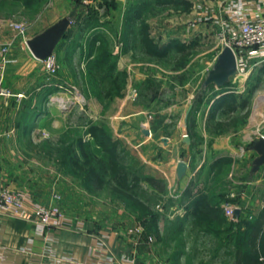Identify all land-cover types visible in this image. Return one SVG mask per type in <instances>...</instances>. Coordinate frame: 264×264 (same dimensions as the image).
Returning <instances> with one entry per match:
<instances>
[{
  "label": "rangeland",
  "instance_id": "obj_1",
  "mask_svg": "<svg viewBox=\"0 0 264 264\" xmlns=\"http://www.w3.org/2000/svg\"><path fill=\"white\" fill-rule=\"evenodd\" d=\"M133 1L0 0V64L3 63V56L7 59L5 63L10 59L8 53L15 39L26 42L73 9L88 18L86 23L78 22L77 31L88 30L89 33L102 30L106 33L105 36L97 37L94 43L88 36L87 52L77 49L72 52L71 49L82 39L77 35L72 38L64 35L52 52L58 64L54 73L48 72L44 64L43 68L37 65L29 67L27 75L34 82L44 79L59 84L50 88L45 93L43 104L33 110L29 125L34 130L28 135V140H23L28 147L0 152L8 153L7 159L12 161L11 168L15 173L13 183L18 188L10 190L24 195L26 192L33 207L46 210L56 207L58 213L54 217L58 224H53L54 227L68 222L83 225L88 219H97L107 229L129 234L128 230L142 225L137 212L123 199L112 194L106 157L86 131L90 124L103 125L110 138L119 140L123 162L127 166L140 169L142 174L163 178L165 182V189L161 192L144 181L139 189L140 198L160 214V238L154 242V247L156 255L163 259L162 263L169 264L170 257L167 263L164 259L173 253L177 260L171 264H218L219 259H228L232 253V245L228 244L226 235H213L204 231L205 226H211L207 221L195 222L189 230L177 233L165 221L164 212L170 208L173 200L178 196L181 198L180 193L186 182L188 185H199L214 195L227 196L233 192L236 195L233 204L238 203L242 209L237 212V219H228L234 224L236 232L241 230L237 226L239 219L243 215H252L243 212L245 189L251 185L255 187L254 191L256 188L260 190V182L252 185L248 179L251 167L249 160L254 154L248 153L246 146L251 142L250 137L264 133V78L253 72L241 82L236 81V84L233 78L226 82L228 90L237 91V85L240 86L242 92H235L241 99L248 100V110L240 109L233 114L236 123L222 129L216 126L218 119L228 118L219 115L204 119L205 106L218 90H215L214 84L202 90V82L224 45L220 35L221 26L208 14L197 16L196 13L216 8L212 3L220 0H186L191 3L188 10L181 2L157 4L147 0L143 19L149 24L151 35L160 45L171 40L193 42L194 47L185 58L175 51L169 52L164 58L144 54L139 40V22L136 21L128 30L123 21L127 9L136 3ZM221 1L224 4L227 0ZM90 13L92 16H89ZM103 19L106 20L101 23ZM16 25H21V30ZM101 46L106 52L98 51ZM6 47L4 53L2 50ZM120 56L124 57L122 65L118 66ZM256 61L257 64H251L252 67L264 65V59ZM19 82L20 78L15 81L17 84ZM200 94L204 102L196 100ZM30 103H26L25 109L28 111ZM122 103L123 107L118 111ZM189 103H192L193 112L185 124L184 113ZM117 114L119 119L116 120L114 116ZM115 121H119L116 132L113 128V124L117 123ZM140 127L141 134L133 139L130 131ZM181 128L189 135V146L179 138L176 148L166 151L163 144L165 139H159L162 146H158V153L154 157L145 154L146 143L143 141L151 135L150 131H156L157 138L169 137L172 133L181 137ZM120 129L128 133L122 135ZM224 134L234 138L247 134L249 138L242 144V159L235 163L227 152H210L214 138ZM80 137L91 152L92 161L103 171L106 184L102 188L89 186L84 175H74L67 167L65 154L69 156V153L65 149ZM71 152L81 159L77 148H72ZM172 152L173 161L168 163ZM217 154L220 156L211 161ZM151 158L162 162L157 163L158 168L149 163ZM176 159L188 163L187 171L180 178L173 171ZM201 161H204L201 168L195 171ZM209 161L210 164L207 163ZM149 236L153 242L154 237Z\"/></svg>",
  "mask_w": 264,
  "mask_h": 264
},
{
  "label": "crops",
  "instance_id": "obj_2",
  "mask_svg": "<svg viewBox=\"0 0 264 264\" xmlns=\"http://www.w3.org/2000/svg\"><path fill=\"white\" fill-rule=\"evenodd\" d=\"M236 1L237 0H227L224 4H222V1L220 0L216 3H212L216 6V8L209 9L206 12H197L196 14L197 16L208 14L211 18L217 20L215 22H228L229 25L234 26L235 23L230 16L232 13V6ZM248 10L250 13L264 14V0H258L250 3ZM80 17H82L81 14L75 12L71 23L73 25L71 26L70 24L65 34L67 38H72L73 35H77L80 39H82L79 44L76 43L75 48L71 49L72 52H75V49L87 52L88 36H90L93 40L99 36H103L104 34L106 35V33L102 30L89 31V33L88 30L77 31L76 28L79 25L78 22H81ZM104 20L106 19L100 20V22L103 23L105 22ZM27 41L23 42V40L19 41V39H15V44L8 53L10 59L7 63L0 64V83L8 86L12 92V95L10 96L0 95V152L24 150L28 147V144L23 140H28V135L34 130L32 126L29 125V121L33 116V110L34 108H38L39 104H43L46 98L45 93L56 84H59L57 81L47 82L42 79L34 82L29 79L27 75L29 67L37 65L43 68V61L42 59L36 58L31 53L28 48ZM123 57L124 56H120L118 58V66L122 65ZM256 60L257 59L250 60L243 73H238L236 71V74L231 76L230 79L233 78L236 84V81L241 82V79L246 78L247 75H250L253 72H257L258 76L260 75L264 78V65L258 66V68H256V66L252 67V65L257 64ZM19 74L20 76H18ZM18 78H20L19 84L15 83ZM237 87H239L237 89L238 93L242 92L240 86L237 85ZM215 88V90H218L217 94L213 95V97L208 100V103L205 106L206 108L203 111L204 119H209L210 107L215 99L226 92L234 91L228 90L226 85L222 87L216 86ZM202 101L204 102V100ZM26 103L31 104L29 107L27 106L30 109L29 111L25 109ZM119 106L118 111L123 107V103L120 107ZM192 109V103H189L186 106L184 113L185 124H187L188 117L192 115ZM214 116H219L218 112H216V115ZM114 117L116 120L119 119L118 114ZM115 122L117 123L115 125L113 124V128L116 132L119 128V121ZM141 129V127L132 128L130 133L133 139L138 138L139 134H141ZM120 131L122 135L128 133L124 129H120ZM179 132L181 137L172 133V136L164 138L159 136L157 138V132L150 131L151 135L144 138L143 141V143H146L145 154L148 157H154L158 153V146H162L160 145L162 143H160L161 141L159 139H165L163 144L166 151H171L176 148L180 140L189 146L190 138H186V135L189 137L187 132H184L182 128ZM261 135H264V133ZM259 136L250 137L251 142ZM179 138L181 139L179 140ZM248 140L249 138L247 137V134L244 136L238 135L235 138L229 134L219 135L214 138V141L211 144L210 152H227V154L234 158L235 163L236 160L242 159L240 153L243 151L242 144ZM251 142H248L249 144L246 148H248V153L254 154L249 160V163L252 164V160L255 156H257V153L250 148V145L252 144ZM171 155H173V152L170 154L168 159L170 161L168 163L173 161V156L171 157ZM219 156L220 154H217L215 157L213 156L211 161L216 160ZM8 157V153H0V189H17L18 186L13 183V180L15 179L13 175H15V173L11 168L12 161L7 159ZM157 158L155 160H152L153 158H151L152 161L150 160L149 163L158 168L157 163L162 162L157 160ZM178 161V159L175 160L173 167L175 176H177L176 166ZM211 161L207 163L210 164ZM203 162L204 161H201L194 170L197 171L201 168ZM169 172L171 174V169ZM254 174H248V179H250L249 182L252 183V185L254 182H260V190L257 191L258 189L256 188V191H254L255 187L251 185L248 186L245 189L242 200L243 212L245 214H252L253 218L260 213L264 214V164ZM187 186L188 183L186 182L180 193L181 198L178 196L175 200H173L170 208L164 212L165 221L168 223L172 231L180 230L181 232H184L185 230H189L191 228V226L196 222L193 208L190 205L191 200L198 190L208 192L199 185H194L191 195H187L185 194ZM25 196V204L31 211L34 205L29 200V196L26 192ZM222 201L223 200H220L219 203V217L222 222L218 224L215 220H211L210 223H217L219 225V229L224 230V235H229L230 232L225 228L232 225V222L223 214L221 207ZM246 217V215H243L239 219V222ZM240 225L241 229H243L241 222ZM142 234H125L123 232H119L117 229H107L106 225L102 222H97V219H88V221H86L83 225L68 222L60 227H41L38 223L34 222L28 214L24 217L2 215L0 264H163L161 261L163 259L156 255V248L154 247L156 244L154 242L158 239L152 235L154 237V241L151 242ZM171 254V256L169 255L164 259L165 263H167V259L169 257V264L177 260L176 256H174L173 253ZM223 262L234 264L233 255H230L228 259L218 260V264Z\"/></svg>",
  "mask_w": 264,
  "mask_h": 264
},
{
  "label": "trees",
  "instance_id": "obj_3",
  "mask_svg": "<svg viewBox=\"0 0 264 264\" xmlns=\"http://www.w3.org/2000/svg\"><path fill=\"white\" fill-rule=\"evenodd\" d=\"M136 3L131 8L127 9L124 14L125 27L131 29L132 25L139 22V40L144 54L154 58H164L169 52L175 51L181 57H187L194 47L193 42H180L178 40H171L166 44L160 45L150 33L149 24L143 19V12L148 4L147 0L139 1L134 0ZM133 1V2H134ZM157 4H169L181 2L185 9L188 10L191 7V3L186 0H153ZM107 3V2H106ZM110 6L114 4L107 3ZM93 13V12H91ZM90 13L89 16H92ZM95 16V14H94ZM93 16V17H94ZM83 23L88 22V18H81ZM96 39V38H95ZM92 43H94V40ZM104 50V51H103ZM98 51L102 53L106 52L104 47H98ZM108 57V55H105ZM201 102V94L196 99ZM248 106V100L246 98H240L235 91H229L220 95L212 103L209 112V118H213L218 112L219 115L228 118L227 120H221L216 123V126L222 129L228 128L230 125L236 123L235 114L240 109H246ZM247 111H245L246 115ZM231 118V121H229ZM233 118V119H232ZM87 133L90 138L96 144V147L106 157V168L110 175L111 191L112 194L118 198L123 199L126 204L137 212V217L140 219V225L143 228V236L147 238L149 235H153L156 239L160 238V230L158 228V222L160 214L154 212L151 207L143 201L139 196V189L141 182L144 181L151 187L158 191H164L165 182L163 178H158L153 175L142 174L140 169H133L127 166L123 162L122 150L120 148L119 140L110 138L103 125L90 124L87 128ZM68 145L65 151L68 150L69 156L67 157V167L73 172L74 175H84L89 186H93L97 189L102 188L106 184V180L97 165L92 161V155L86 148V143L83 139L77 138ZM78 149L79 156L77 158L71 149ZM194 185L190 184L185 189V194L191 195ZM225 195H214L209 192L198 190L191 200V206L195 215L196 222L215 220L218 224L222 222L219 217L220 213V200H226ZM243 229L237 232L234 229V224L227 226L225 229L230 232L226 235V240L232 245L230 253L234 257V264H264V214L260 213L256 217H246L242 221ZM239 224L238 228L241 227ZM211 224V226H205L204 231L210 232L213 235L224 234V230L219 229V225ZM225 230V231H226ZM180 230H177V233ZM234 235V236H233ZM176 254V253H175ZM178 254V253H177ZM176 254V255H177Z\"/></svg>",
  "mask_w": 264,
  "mask_h": 264
},
{
  "label": "built area",
  "instance_id": "obj_4",
  "mask_svg": "<svg viewBox=\"0 0 264 264\" xmlns=\"http://www.w3.org/2000/svg\"><path fill=\"white\" fill-rule=\"evenodd\" d=\"M258 0H237L232 6L231 19L235 23L234 26L229 25L228 22H217L222 30L220 35L223 37V45H228L234 51L237 72L243 73L248 62L252 59H264V14L250 13L249 4ZM217 21V20H215ZM18 30H21V25H16ZM4 53L7 47L2 50ZM6 57H2V64L6 62ZM44 67L50 73L57 70L58 64L54 54H50L42 59ZM0 95L10 96L11 91L0 83ZM264 137V135H261ZM235 193L231 192L226 197L223 203L224 215L229 219H237V212L241 210V206L232 200L235 198ZM26 196L13 190L2 188L0 189V238L2 232V215L24 217L27 214L38 223L41 227L54 226L58 213V209L53 207L51 210H46L41 207H33L31 211L25 204ZM30 211V212H29ZM29 212V213H28ZM252 215L249 216L251 218ZM129 234L134 232L139 235L143 233V228L137 226L135 229L128 230ZM149 241L152 237L149 236Z\"/></svg>",
  "mask_w": 264,
  "mask_h": 264
},
{
  "label": "water",
  "instance_id": "obj_5",
  "mask_svg": "<svg viewBox=\"0 0 264 264\" xmlns=\"http://www.w3.org/2000/svg\"><path fill=\"white\" fill-rule=\"evenodd\" d=\"M74 14L75 9L42 32L28 39V48L36 58L44 59L52 54L58 41L66 34L73 21ZM236 71L237 62L234 51L230 46L225 45L221 48L215 63L203 80L201 89H205L210 84H214L218 87L224 86L230 77L236 74ZM186 138L188 139L189 137L186 135ZM250 148L257 153V156L252 160L250 168V174H254L264 164V137L259 136L257 139L253 140ZM186 169L187 163L184 160H179L176 166L177 176L179 178L182 177Z\"/></svg>",
  "mask_w": 264,
  "mask_h": 264
}]
</instances>
